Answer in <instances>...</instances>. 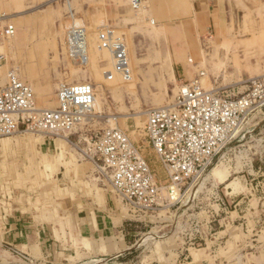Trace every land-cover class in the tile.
I'll return each instance as SVG.
<instances>
[{
	"label": "crops",
	"instance_id": "crops-1",
	"mask_svg": "<svg viewBox=\"0 0 264 264\" xmlns=\"http://www.w3.org/2000/svg\"><path fill=\"white\" fill-rule=\"evenodd\" d=\"M148 2L163 24L188 36L174 56L184 78L180 90L196 78L185 55L187 49L199 50L195 34L204 36L213 28L211 40L227 31L230 36L222 7L229 4L233 14L239 2L263 0ZM178 75L174 72L176 82ZM242 82L230 87L243 92ZM38 103L42 110L56 109L57 95L56 101ZM96 118L105 122L49 137L21 133L0 139V264H264V153L259 157L248 147L231 165L213 172L218 198L198 200L201 247L187 248L183 218L177 222L168 212L134 214L102 180L96 161L83 156L94 130L110 126L108 114ZM257 125L264 138V118ZM124 131L163 184L165 169L147 139H135L132 122ZM148 234L152 237L145 239Z\"/></svg>",
	"mask_w": 264,
	"mask_h": 264
},
{
	"label": "rangeland",
	"instance_id": "rangeland-1",
	"mask_svg": "<svg viewBox=\"0 0 264 264\" xmlns=\"http://www.w3.org/2000/svg\"><path fill=\"white\" fill-rule=\"evenodd\" d=\"M133 1L0 0V31L10 25L15 28L13 36L3 37L0 34V91L7 84L9 72L14 71L18 78L32 86L37 108L44 109L38 99L56 101L61 85L88 82L95 88L99 106L81 126L105 122L96 117L108 114V119L111 118L108 128L124 131L126 124L132 122L137 128L135 139L143 138L145 141L144 130L149 112L169 106L179 91L181 79H184L178 75L182 74L180 64L174 65V61H181L174 56L181 41H187L188 36L186 32H174L171 25L163 24L156 18L148 0H140L141 9L134 8ZM237 6L238 10L233 14L229 4L226 8L222 7V11L226 12L224 28L230 26V36L227 31L218 39L211 40L214 35L211 28L206 35L195 34L193 38L197 40L199 53L196 50V53L188 52L189 49L185 52L189 56L187 61H191L190 64L196 68L195 79H199L207 90L230 87L264 76V0L258 3L239 2ZM107 27L112 28L127 45L128 81L119 74L108 81V71L114 73L112 54L101 49L98 43L99 32ZM72 28L86 32V36L82 35L89 60L84 64L76 62L71 56L69 32ZM183 45L188 46L186 42ZM75 56L78 60L82 59L80 55ZM174 72L178 75L177 82ZM254 123H258L257 119ZM21 133L33 138L44 137L26 132L23 128L6 138ZM221 167L228 166L223 164ZM213 172L210 178L200 181L191 190L184 200L186 205L194 199L200 201L215 196L217 191L213 193L211 185L218 186L212 180ZM150 237L148 234L145 239Z\"/></svg>",
	"mask_w": 264,
	"mask_h": 264
},
{
	"label": "built area",
	"instance_id": "built-area-1",
	"mask_svg": "<svg viewBox=\"0 0 264 264\" xmlns=\"http://www.w3.org/2000/svg\"><path fill=\"white\" fill-rule=\"evenodd\" d=\"M139 5L140 0L133 1L134 8ZM82 31L85 30L72 28L69 32V49L76 62L82 60L76 59L74 53L78 50V39L83 37ZM14 33L12 25L0 31L3 37ZM98 43L112 54L114 73H107L108 81L115 74L128 81L129 57L123 38L107 27L99 32ZM242 84L243 92L231 87L207 90L195 79L180 88L169 106L149 112L144 133L165 169L164 184L157 180L129 136L118 128L94 132L82 154L96 161L102 180L134 214L168 212L177 216V222L183 218L184 245L201 247L202 240L198 237L202 224L195 217L201 207L196 199L192 205L190 202L186 205L187 195L200 181L210 178L215 168L235 162L246 148L263 157L260 149L264 138L257 134V124L264 116V76ZM94 100L92 84H63L57 93L58 107L38 109L32 87L11 71L0 91V138L14 136L23 128L44 137L59 131L70 132L90 117ZM256 119L258 123L253 124ZM211 187L216 192L217 188ZM213 198L217 200L216 193ZM186 226L191 230L185 229ZM22 258L29 261L27 256Z\"/></svg>",
	"mask_w": 264,
	"mask_h": 264
},
{
	"label": "bare ground",
	"instance_id": "bare-ground-1",
	"mask_svg": "<svg viewBox=\"0 0 264 264\" xmlns=\"http://www.w3.org/2000/svg\"><path fill=\"white\" fill-rule=\"evenodd\" d=\"M232 1V0H231ZM254 2V1H253ZM156 3V2H155ZM161 3V2H160ZM144 7V6H143ZM139 8L141 9V5L139 6ZM82 34H84V31H82ZM262 34V33H261ZM82 36V35H81ZM262 36V35H261ZM87 39V38H86ZM80 40V47H79V50H80V53L77 52H74L75 55H80L81 58H82V64H84L85 62H88V56H87V49H86V41L83 38L79 39ZM128 40V39H127ZM89 41V40H88ZM89 43V42H88ZM89 48V47H88ZM75 73V72H74ZM73 73V74H74ZM77 83V82H76ZM78 83H81V82H78ZM32 87V86H31ZM33 89V88H32ZM34 91V90H33ZM101 99V98H100ZM100 102V100H99ZM98 101H97V98L95 97V100H94V104H93V108L97 107L98 108ZM42 110V109H41ZM51 110V109H50ZM91 117V116H90ZM132 136V135H131ZM57 137V136H56ZM71 143V142H70ZM80 151V150H79ZM221 167V166H220ZM223 168V167H222ZM217 169V168H216ZM213 176V175H212ZM98 178V177H97ZM101 262V261H100Z\"/></svg>",
	"mask_w": 264,
	"mask_h": 264
}]
</instances>
